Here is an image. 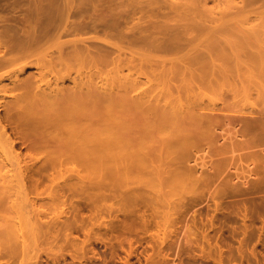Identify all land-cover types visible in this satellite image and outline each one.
Segmentation results:
<instances>
[{"label":"bare ground","instance_id":"1","mask_svg":"<svg viewBox=\"0 0 264 264\" xmlns=\"http://www.w3.org/2000/svg\"><path fill=\"white\" fill-rule=\"evenodd\" d=\"M184 1L165 0L158 7V0H0V171L18 165L17 174H11L14 178L10 176L12 180L0 186V208L6 207L12 213L30 209L47 216L48 209L68 204L60 194H50L48 207L43 199L38 204L42 208L37 206L41 197L34 194L36 198H31L30 187L24 182L28 169L21 165V152L16 153L18 141L12 138L8 126L24 146L33 149L42 144L53 149L54 155L48 151L45 167L61 172L75 162L94 169L96 173L91 172L97 177H92L89 188L97 191L92 192L95 197L110 202L147 203L163 228L180 208L186 191L197 194L206 190L213 200L211 185L216 181L223 186L230 182V186L238 185L240 175L236 171L242 169L244 160L248 164L242 169L246 173L241 176L243 186L258 174L263 176V83H239L238 88L233 85L227 96L215 102L204 99V94L216 86L213 79L202 77L208 71L214 74L209 69L216 70L215 75L220 69L222 75V66L234 59L245 62L244 69L256 77L250 66H259L254 65L255 61L264 62V44L256 42L261 38L250 33L240 36L236 44L217 41L192 47L189 39L181 40L179 35L189 30L190 23L210 22L193 19L206 17L210 11L217 16H213V22L224 25L234 24L243 15L257 18L264 0H211L215 3L212 10L207 7L210 0ZM173 17L187 22L174 24ZM175 54L181 57L174 62L167 58ZM240 58H249L251 62ZM201 60L204 61L199 63ZM169 61L190 66L197 62L199 68L200 64L208 66L201 67L208 71L197 74L202 78L197 79L198 83L196 80L197 84L192 83L195 87H187L186 93L190 91L191 95L186 97L185 89L174 85L176 81L171 83L174 71L171 73ZM186 66L187 70L191 68ZM32 67L37 75L24 76ZM209 73L205 76L210 77ZM191 75L189 80L194 81ZM6 80L8 84H4ZM251 100L252 109L244 110L246 105L241 104ZM233 172L235 176L230 177ZM78 175L76 178L82 184L84 176ZM4 177L8 178L7 174ZM38 182L32 184L35 190ZM7 217L5 223H0V264H27L30 253L41 246V235L43 239L56 237L55 229L48 223L40 227L37 220H29L30 224L23 226L21 216L17 221V216ZM92 229L86 230V236L90 237ZM69 236L67 233L66 237Z\"/></svg>","mask_w":264,"mask_h":264},{"label":"rangeland","instance_id":"2","mask_svg":"<svg viewBox=\"0 0 264 264\" xmlns=\"http://www.w3.org/2000/svg\"><path fill=\"white\" fill-rule=\"evenodd\" d=\"M164 1L162 0L161 2V0H158V7L163 5ZM178 1L169 0L170 3H176ZM185 1L190 2V0ZM212 1L210 0V2H208L207 4V7H209L210 10L213 9L215 4ZM236 1L238 2L239 0ZM156 4L157 3H155V5ZM155 7H157V5ZM221 7L225 8V5H222ZM215 11L218 12L217 9H215ZM215 11L213 12L216 13ZM3 12L5 13L7 11ZM213 16L217 17L216 14L213 15L210 11L206 14V17H198L196 19L193 18L198 22H210H206V24L203 23V25L202 23L198 25L190 23V26L187 25V29L189 28V30H185L184 34L180 33V39H189V41H191L192 43H190V46L192 47L197 45L205 46L213 44L217 41H219L220 43L223 42L227 44H232L233 42L234 44L235 42H239L241 40L240 36L244 37V34L248 35L251 33V35H259V38H261L256 41L257 43L264 44V8L262 9V13L259 17L255 18V16H253V19L252 17L248 19V17L245 18L246 15H243L245 17L242 16L241 19L236 18L238 19V21L235 19L237 21L234 22L235 25L233 24V22H231V25L229 24L230 26L228 25V23L224 25V23L219 24L213 22ZM218 18L220 17L218 16ZM171 20L174 22V24H176L175 22L180 21L179 25H182L187 22L186 19H182L179 17H173ZM223 20L221 19V21ZM242 21L245 23H242ZM248 30H250L251 32ZM189 48L190 47L188 46V50ZM183 53L184 52L180 54L183 56L185 54ZM160 54L158 53V55ZM180 54L171 55L172 57L170 55H167V58H171L172 62H174L175 58L177 60L178 57H181ZM261 57L264 56L261 55ZM248 59L240 58V60L245 61ZM203 61L204 60H201L199 61V63H202ZM236 61L237 62H235V59L226 61L229 65H227L228 67L226 65H224L225 67L222 66V68H224L223 70L221 68L223 72L222 75H220V69H217V72L220 71L219 73L216 72L218 76L215 75L214 71L216 70L209 69L214 74H210L208 70H203L205 72L208 71L206 74L208 76L209 73V76L211 78L205 76L206 74L202 75L205 73L201 70V67L204 66V64H200L201 66L199 65V68L197 62L195 63V65H193V62L192 66H190L191 64L189 65L186 62V65L191 67L188 69L189 71L187 70V66L183 62H178L180 64L179 65L177 64V61L175 62L176 64L169 61L172 65H167L172 66L171 73L174 71L172 73V76L174 77L171 76L173 78V81L171 83L176 81L175 83H173L174 85H177L181 89H185L184 93L186 94V97L190 92L188 91L186 93L187 87H195V85L198 83L197 79H200L203 76L204 79H213L212 83H214V85L216 86L211 89L212 91L209 90L207 92L205 91L206 93L204 92V99H206V101L215 100V102H217V99L219 100L220 98L227 96V91L229 89L232 90L233 85H237L236 88L240 86L239 83L241 85H246L247 83H249L250 86L259 85L261 83H263L262 85H264V64H262L264 63L263 61H255L254 65L259 66L262 62L260 67H253V65L250 66L251 68H253V72L250 69L252 74L256 72L254 73L256 74V77L255 75L253 77L248 70L247 72L246 69H244L245 62L242 61L244 63L243 64L241 61L238 62V59ZM248 61L246 62H248L249 64L251 61L250 59ZM256 62H259V64ZM182 63L184 64V70L181 67ZM248 64H246V67H248ZM206 66H204V68H206ZM180 67L181 70L178 69ZM198 68L200 69L199 71L196 70ZM227 69L229 70L226 71ZM186 70L188 71L187 73ZM191 71L195 72V74L194 72L193 74L195 75V77H197L196 79H194L195 77L191 75ZM200 71H202L203 73H201ZM35 72V68H28L24 76H28L30 74L37 75ZM175 73L177 77H175ZM188 73L191 75V78L193 77L194 81H191L192 79L189 80L190 76H188ZM197 74H201L202 77L198 76ZM223 74L226 76H224ZM230 74L233 75V77H230ZM214 75L217 77H215ZM181 78L183 80L186 79L187 81H183ZM215 78H217V80ZM193 82L196 84L193 85ZM220 82L222 83V85ZM8 83V80L4 81V84ZM223 87L226 89H224ZM186 97L185 95L183 96V98ZM186 101L187 98L186 100H184V102ZM253 103L254 102H252L251 100L249 102L246 101L241 105L243 107L245 105L246 107L249 106L247 107L249 109H247L246 107L244 109L248 111L252 109ZM2 113L4 114L3 109H1V114ZM12 131L13 130L11 126H8V132L12 133V138H15V140L17 139L18 141V148L16 153L19 152L18 154H20L21 152V154L19 155V157L21 156L20 160L23 161L21 165L23 167L25 165L28 169V174L26 172L24 182L28 184V188L30 187L28 191L31 194V198H36L35 195H39L41 197V199L39 198L41 201L39 199V201L37 200V206L41 207V204H38L42 203L43 200H45L43 202L45 204L44 206L47 205L46 207H48V196L50 194L55 196H57L56 194H60L62 201H66L65 205L66 203H68L66 205L67 207H56V209L55 206H51V210L48 209L49 216H46L47 213L42 214V212H36L30 209H27L25 211L13 210L14 215H12V210L9 209V211L6 207L0 208V223H5L7 216H17L16 218L18 219H15V221L20 220L21 216L23 218V222L21 218V223H24L23 226H25V224L26 226H28V224H30L29 220L31 221V223L37 220V224L40 225V227L42 226V223L43 227L44 224L48 223L47 225L51 226L52 229L54 228L56 231V237H52V239L54 238L55 240H52L51 238L43 239L42 235L41 237H39L38 242L41 246L36 249V252L35 250H33V254L32 252L30 253L31 258L33 256V259L31 260L30 258L27 264H264V174L263 176L261 174H258L256 178H252L253 180L251 179V181L249 180V185L243 186V180L241 176L243 174L246 175V173H244L243 171L245 170L244 166L248 164V162H246L245 160L244 162H242L243 166L241 165L242 169L244 170L241 169L236 171L237 173H239L238 175H240L239 178L236 180L238 185L233 183L230 186V183H232L230 182L229 185L223 186L222 182L219 181V183L218 181H216V183L211 185L212 191L210 193L213 196L212 198H214L213 200L209 198L210 194H208L206 190L205 192L204 190H200L201 192H196L197 194H195V192L186 191V196L184 194L185 198L181 201L182 204H184H181L182 206L178 205V207L180 208H177L175 210L176 212L172 215V220L170 219V224H168V226L166 224V226H164L163 228V225L161 226L159 224L161 220L159 221L156 219L158 215L157 217L155 216L156 213L153 212L152 206H147V203H145L144 205V202L141 201L128 203H125L123 201V203L117 200V202H114V200H112L113 202H110V200H103L101 198L95 197L93 194L97 191H91V189L89 188L90 181H93V178L97 177L95 175L96 172L94 169L90 170L92 169L90 168L89 171L87 167H84V165L82 166L79 163L75 162L68 164L67 167H63V170L61 169V172H58L59 169H56V172V170H53L52 167L47 168V166L45 167L47 159L46 157L49 152L50 154L54 155V151L52 152L53 149H51V147L45 148L47 146L44 145L43 147V145L40 143H38L37 145L40 144L42 148L40 146H36L33 149H30L27 145L24 146L22 141H19L20 139L19 137H17V134ZM30 138L35 139L37 137L31 136ZM40 148L42 151L39 152ZM28 156L30 157V159L28 158ZM25 161L27 162L26 164ZM17 167L18 165L14 164L13 167L9 166L8 168H4L0 171V174H2L0 178L4 177L5 174H7L8 176V178H2L3 180L0 179V186L2 185V183H5L14 178L12 176L14 174H17ZM87 170L89 171L88 173ZM91 171L95 172L93 173L94 175ZM67 172L69 173L70 177ZM57 173H60V175H56ZM75 173H77V176H74ZM79 173L81 174L80 177L84 176V179L82 178L84 180L82 184L81 182H79L80 178L77 179ZM89 174L92 175L90 176ZM63 175H65L66 177H64ZM234 176L235 173H231L230 177ZM38 180L40 182H38ZM35 182L39 183V185L37 184V190L39 191L35 190L36 188H34V185L32 186V184H34ZM78 183L79 185H81L80 187H77ZM73 188L77 190L74 191ZM71 197L72 199L70 200ZM14 198L16 199L17 197L14 196ZM55 212L57 213V215L55 214ZM17 214L20 216H18ZM21 214H23V216ZM54 215L57 217V220ZM42 218L45 221H43ZM26 222H28V224ZM64 222H67L68 224ZM157 223L160 225V227L159 225L157 226ZM47 225H45L46 228L48 227ZM67 225L69 226L67 227ZM80 226H83L84 228ZM89 228H93L91 230L92 232H90V237L86 236L85 234L86 230H89ZM47 229H49V227ZM67 233L70 235V238L66 237ZM182 235L183 239L181 238ZM86 237L90 240H88ZM178 239L179 241H182L179 242ZM78 250L81 252L79 253ZM34 252L36 253V255L38 253V258L36 259V255L34 254Z\"/></svg>","mask_w":264,"mask_h":264}]
</instances>
